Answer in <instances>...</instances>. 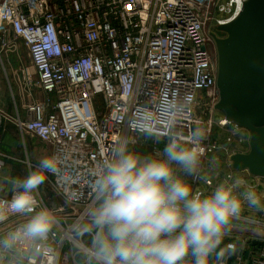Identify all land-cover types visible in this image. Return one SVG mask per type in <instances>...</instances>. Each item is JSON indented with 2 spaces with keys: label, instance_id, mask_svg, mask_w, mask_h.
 <instances>
[{
  "label": "built area",
  "instance_id": "1",
  "mask_svg": "<svg viewBox=\"0 0 264 264\" xmlns=\"http://www.w3.org/2000/svg\"><path fill=\"white\" fill-rule=\"evenodd\" d=\"M246 1L0 0V54L10 35L21 39L37 74L30 84L47 97L29 108L33 118L16 125L60 157L59 174L46 181L53 195L42 198L50 206L59 202L55 207L66 224L93 200L101 163L123 141L149 147L151 154L169 136L191 141L200 128L206 171L203 178L190 177L194 187L207 189L217 178L239 176L231 156L248 152L250 136L216 116L220 98L211 33L234 20ZM46 107L53 112L47 114ZM197 108L205 117L201 123ZM214 128L226 133L223 142L212 135ZM218 153L227 172L213 178L207 169ZM1 158L9 159L0 152ZM18 221L0 224V232ZM53 238L60 247L58 264H81L67 227ZM229 242L240 249L228 264H264V213L246 214ZM25 264L49 261L36 255Z\"/></svg>",
  "mask_w": 264,
  "mask_h": 264
},
{
  "label": "clouds",
  "instance_id": "2",
  "mask_svg": "<svg viewBox=\"0 0 264 264\" xmlns=\"http://www.w3.org/2000/svg\"><path fill=\"white\" fill-rule=\"evenodd\" d=\"M204 139L200 128L191 141L171 135L151 154L119 143L101 163L93 200L71 224L41 196L49 175L60 172L57 154L29 160L23 175L0 164V224L19 218L0 232V264H25L36 255L58 264L53 237L60 227L76 240L81 264H228L240 245L225 241L246 214L264 213V192L238 175L194 187L190 177L206 171ZM209 163L207 174L215 176L217 158Z\"/></svg>",
  "mask_w": 264,
  "mask_h": 264
},
{
  "label": "water",
  "instance_id": "3",
  "mask_svg": "<svg viewBox=\"0 0 264 264\" xmlns=\"http://www.w3.org/2000/svg\"><path fill=\"white\" fill-rule=\"evenodd\" d=\"M216 110L249 133L247 153L231 156L236 172L264 179V0H247L239 15L217 26Z\"/></svg>",
  "mask_w": 264,
  "mask_h": 264
},
{
  "label": "crops",
  "instance_id": "4",
  "mask_svg": "<svg viewBox=\"0 0 264 264\" xmlns=\"http://www.w3.org/2000/svg\"><path fill=\"white\" fill-rule=\"evenodd\" d=\"M34 75V78H30L28 81H26L27 83L25 82V89L22 88V91L19 90L16 96L13 90H8L7 84L4 83L0 74V152L4 155L6 154L4 152V149L8 144L10 148L13 147V140L12 138H10L13 132L16 133L17 136L20 134L22 137H25L20 133L16 122H24L33 118V114L29 111V108L34 104H42L47 99L46 95L42 91L35 89L31 86L30 80L34 81L37 79L36 71H34ZM51 100L53 104L57 102V98L55 96H52ZM45 112L47 114L52 113L53 108L46 107ZM42 145L47 148L46 150L48 151V155L53 154L52 148L48 147L43 143ZM133 148L137 152H140L142 154H149V152L151 151L150 148L146 146H134ZM20 160L17 161L15 159L11 160L1 158L0 164L4 165L5 171L10 172L12 175H23L25 172V165L28 162H24L23 160L21 162ZM236 174H239V176H243L259 191L264 192V180L255 179L249 176L247 172H239ZM218 176L219 174H216L215 176L212 175L211 177L217 178ZM40 191L41 196L45 198L53 195L51 190L46 186V182L44 185L41 186ZM58 204L59 202L54 199L51 203V206H57Z\"/></svg>",
  "mask_w": 264,
  "mask_h": 264
},
{
  "label": "rangeland",
  "instance_id": "5",
  "mask_svg": "<svg viewBox=\"0 0 264 264\" xmlns=\"http://www.w3.org/2000/svg\"><path fill=\"white\" fill-rule=\"evenodd\" d=\"M7 43L8 46L5 47L3 52L0 54V74L4 83L7 84L8 90H13L17 96V92L19 90L22 91L25 89V82L30 78L35 77V70L32 65L29 52L21 39L10 35L8 37ZM196 113L198 116V122L201 123L203 118L205 120V117L201 114L200 109H198ZM217 115H221V113L217 111L216 116ZM212 135L223 142L226 133L214 128ZM10 138L13 140V147L10 148L8 144V147L6 146L4 152L6 153L5 155L11 160L15 159L19 161L21 159V162L22 160L24 162L31 160L34 164L39 158L48 155V151L46 150L47 148H45L36 138H31L29 136L22 137L20 134L17 136L14 132ZM215 157L220 158L222 155L218 153ZM218 163L219 170L217 174H226L227 169L226 165H224V161H218Z\"/></svg>",
  "mask_w": 264,
  "mask_h": 264
},
{
  "label": "flooded vegetation",
  "instance_id": "6",
  "mask_svg": "<svg viewBox=\"0 0 264 264\" xmlns=\"http://www.w3.org/2000/svg\"><path fill=\"white\" fill-rule=\"evenodd\" d=\"M211 35H212V37L215 35V36L218 37V38H222V37H224V35H223L222 33L218 32V31L216 30V27L213 28ZM213 39H214V38H213Z\"/></svg>",
  "mask_w": 264,
  "mask_h": 264
}]
</instances>
